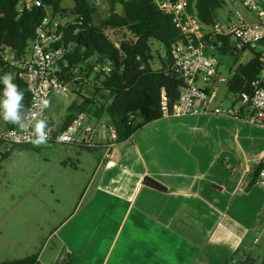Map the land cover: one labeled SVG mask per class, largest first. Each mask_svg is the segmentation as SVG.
I'll list each match as a JSON object with an SVG mask.
<instances>
[{"label": "crops", "instance_id": "obj_1", "mask_svg": "<svg viewBox=\"0 0 264 264\" xmlns=\"http://www.w3.org/2000/svg\"><path fill=\"white\" fill-rule=\"evenodd\" d=\"M230 14L225 5L218 22L233 23ZM215 53L224 56L220 73L230 78L247 51ZM231 95L220 86L212 107L239 108V96ZM98 121L87 118L93 127ZM109 139L103 130L102 144L89 151L101 153L94 191L57 231L61 255H72V264H264L256 248L264 234V188L255 182L264 128L217 115L164 116L108 150ZM146 177L167 191L145 185Z\"/></svg>", "mask_w": 264, "mask_h": 264}, {"label": "trees", "instance_id": "obj_2", "mask_svg": "<svg viewBox=\"0 0 264 264\" xmlns=\"http://www.w3.org/2000/svg\"><path fill=\"white\" fill-rule=\"evenodd\" d=\"M20 1L0 0V76L9 71L15 75L14 82L25 93L26 110L31 104L28 85L16 68L5 62L3 53L9 49L19 59L29 54L37 28L47 16L46 7H51L53 17L62 21L59 28L62 38L55 44L56 48L67 49L64 59L59 62L61 72L67 74L68 79H76L77 84L81 82L77 75L84 82L91 80L94 75L92 95L83 97L81 103L72 104L59 132L64 131L79 114L85 113L96 120L109 118L119 134L118 142L121 143L129 140L145 125L164 117L163 89L168 108L173 110L185 83L179 73L172 69L171 52L172 45L183 39V36L172 17L161 11L154 0H111L113 6L110 16L98 26L93 22L97 8L89 0H74L73 9L63 8L61 0H41L44 7L33 6L22 12L19 10ZM118 3L123 6V14L114 9ZM226 3L227 0H189L188 11L209 27L218 21V13ZM124 29L133 38L120 44L114 43L107 34L108 30ZM152 40L165 47V58H160V52L154 51ZM223 42L222 54L235 56L236 53L246 51L253 53L254 58L246 64H240L227 85L232 95L252 96L256 89L254 84L263 71L264 63L261 59L264 56V44L256 50L244 48L239 51L231 38H223ZM156 57L161 64L158 69L154 68ZM107 66L110 71L105 70ZM2 87L0 84V89ZM4 123L5 129L17 128ZM51 123L50 118L49 125ZM80 148L88 151L93 149L88 146ZM144 184L162 192L167 191L164 185L151 177H146ZM62 256L58 264L73 263L72 255ZM1 264H41L40 254Z\"/></svg>", "mask_w": 264, "mask_h": 264}, {"label": "built area", "instance_id": "obj_3", "mask_svg": "<svg viewBox=\"0 0 264 264\" xmlns=\"http://www.w3.org/2000/svg\"><path fill=\"white\" fill-rule=\"evenodd\" d=\"M161 11L171 16L174 24L180 30L183 39L172 45V69L177 71L184 80V87L172 111L168 108V101L163 89L162 108L165 117L185 118L189 116L217 115L243 120L250 125L264 128V65L260 79L254 84L256 89L252 96H239V108L234 106L212 104L218 99L220 86H227L230 78L220 73V61L216 50L224 45L223 38H231L239 51L244 48L258 49L264 42V0H240L243 6L254 14L258 22L246 23L238 14L239 24H222L214 22L205 26L197 16L188 11L189 0H154ZM33 6L44 7L41 0H21L19 10L30 9ZM47 16L37 28L36 38L31 50L24 58L7 49L3 53L5 62L15 67L22 77L31 94V104L26 110V116L31 120L43 112L50 119L48 108H44L41 101H51L54 95L69 96L78 91L76 79H68L59 67V62L67 54L65 47L56 48L62 34L59 28L62 21L53 17L51 7H46ZM264 63V56L261 59ZM110 64V63H109ZM110 71L109 66L105 68ZM201 83V84H200ZM88 115L79 114L64 131L59 132L56 125L51 123L48 128L49 138L46 144L78 145L96 148L102 144L103 130L109 132V143L105 146L110 149L119 140V134L110 119L103 117L98 127L87 124ZM98 121V122H99ZM100 123V122H99ZM31 128L23 130L5 129L0 132V142L6 146L34 145ZM256 185L264 188V157L261 168L256 177Z\"/></svg>", "mask_w": 264, "mask_h": 264}, {"label": "rangeland", "instance_id": "obj_4", "mask_svg": "<svg viewBox=\"0 0 264 264\" xmlns=\"http://www.w3.org/2000/svg\"><path fill=\"white\" fill-rule=\"evenodd\" d=\"M89 1L97 8L93 22L98 26L110 16L113 5L111 0ZM74 4V0H63L67 8H72ZM226 7L235 24L240 23L238 14L242 18H250L248 21L257 19L240 0H227ZM114 9L124 13L119 3ZM107 34L116 44L133 38L125 29L108 30ZM151 45L154 51L160 52V58H165L162 44L152 40ZM251 55L252 52L247 51L246 55L239 57V61L245 64ZM218 58L221 60L224 56L219 55ZM160 66L156 57L154 68ZM77 79L81 81L78 91L67 97L54 95L51 98L48 114L56 122L65 121L72 104L81 103L83 97L91 96L94 91V75L87 82L78 75ZM4 127V120L0 118V132ZM75 151V148L66 151L54 144L7 148L0 142V264L34 254H40L41 264L62 261V246L57 231L90 198L94 191L97 159L101 156L100 151H79L78 154ZM248 243H251V237ZM256 248L259 255H264V234Z\"/></svg>", "mask_w": 264, "mask_h": 264}, {"label": "clouds", "instance_id": "obj_5", "mask_svg": "<svg viewBox=\"0 0 264 264\" xmlns=\"http://www.w3.org/2000/svg\"><path fill=\"white\" fill-rule=\"evenodd\" d=\"M15 75L12 72H5L0 76V118L6 123L16 126L23 130L26 126L31 128L33 139L31 142L39 147L46 144L49 138V121L43 112L35 116L31 123L26 116L25 93L20 85L15 83ZM44 108L50 106V101L43 99L41 101Z\"/></svg>", "mask_w": 264, "mask_h": 264}, {"label": "water", "instance_id": "obj_6", "mask_svg": "<svg viewBox=\"0 0 264 264\" xmlns=\"http://www.w3.org/2000/svg\"><path fill=\"white\" fill-rule=\"evenodd\" d=\"M263 44H264V42H263Z\"/></svg>", "mask_w": 264, "mask_h": 264}]
</instances>
